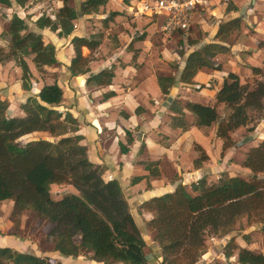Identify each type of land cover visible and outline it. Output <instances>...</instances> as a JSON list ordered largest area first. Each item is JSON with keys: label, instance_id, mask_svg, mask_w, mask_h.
Here are the masks:
<instances>
[{"label": "trees", "instance_id": "16d2710c", "mask_svg": "<svg viewBox=\"0 0 264 264\" xmlns=\"http://www.w3.org/2000/svg\"><path fill=\"white\" fill-rule=\"evenodd\" d=\"M61 1L54 18L43 13L34 21L37 29L48 28L59 37H68L73 33L74 22L79 16L97 13L106 3V0H82L77 10L70 4L72 0ZM122 1L129 4L131 0ZM27 2L0 0V5L23 7ZM241 26L240 16L220 23L215 34L219 43L209 42L190 51L180 82L192 85L199 70L218 69L216 56L228 51L223 43H227L231 33ZM6 36L8 47L6 50L0 47V63L14 61L21 71L22 88L32 90L34 76L27 58L31 57L38 74L46 73L44 67L58 64L55 46L51 42L45 43L41 33L30 30L24 17L15 11L9 17ZM194 40L192 42L197 41ZM70 43L74 49V56L67 66L71 76L86 74L87 87L109 86L114 77L113 69L90 74L91 58L81 53L82 47L94 52L101 44L100 35H74ZM257 46L264 48V40H260ZM251 70L264 76V68L251 67ZM157 81L161 93L167 95L175 78L173 74L161 73ZM63 95L56 81L44 83L37 93L29 95L20 105L21 116L7 115L9 104L0 98V202L10 201L13 214L30 211L46 221L53 253L72 258L91 254L90 259L101 264H196L206 251L207 235H231L242 229L240 226L236 229V224L244 217L248 223L264 224L262 139L245 152L241 161V165L251 172L248 177L222 173L216 181H208L204 175L188 186L180 182L172 191L142 203L141 207L152 213L147 226L154 232L153 240L160 253L158 262L150 263L146 254L147 244L131 213L121 183L117 179H104L106 167L90 161L87 148L81 143L83 136L78 133V119L70 112L57 109ZM111 95L112 92L105 93L103 99ZM263 98L264 82L257 81L250 89L248 83H241L239 76L229 71L218 87L214 104L172 100L169 104L173 113L170 125L186 130L191 124L206 128L217 123L216 135L223 141L225 151L235 144L230 135L232 131L242 126H249L248 131L253 130L255 121L251 113L257 112L259 118L263 115ZM220 103L224 104V117L217 110ZM186 111L194 116L193 123L188 121ZM33 132H46L57 140L20 141L21 137ZM132 142V133L125 131V143H119V152L128 153ZM195 148L198 156L193 160V167L198 169L209 157L200 145L195 144ZM139 164L148 174L134 176L130 183L136 184L146 178L149 187V177L160 174L159 161L146 160ZM52 184H71L77 193L69 192L54 199ZM223 254L228 260L226 264H264V251L239 246L233 235L223 246ZM234 256L235 261H229ZM54 260L0 247V264H64ZM209 264L221 263L214 261Z\"/></svg>", "mask_w": 264, "mask_h": 264}, {"label": "crops", "instance_id": "0c3cea01", "mask_svg": "<svg viewBox=\"0 0 264 264\" xmlns=\"http://www.w3.org/2000/svg\"><path fill=\"white\" fill-rule=\"evenodd\" d=\"M61 5L62 1L56 0V8H59ZM12 7V9L10 7L4 9V17L7 23L11 16L8 12L15 9V6ZM20 10L32 22L43 13L50 15L48 12H45L40 0H28ZM231 11L230 15L223 21L218 20L212 24H203L204 38L187 44L184 41L183 43L187 47L180 56H177L176 49L169 50L165 45L161 46V62H172L176 58L178 63L176 72H172L175 78L174 84L169 89L167 95L161 93L156 82L152 84H148L147 82L148 78L146 76L152 74V68H148L151 73L147 72L146 75V55L148 52L145 43L146 37L142 42L141 40L133 42L134 49L130 50L126 49L130 41L125 44L122 40V34H119L120 43L116 47L110 48L111 54L105 51L106 47L101 42L99 47L94 50L93 58L89 62L90 74L102 69L113 68L114 77L112 83L106 88L87 87L85 75L71 76L67 70V66L74 56V49L70 43L71 36L59 37L48 28L37 29L33 23L35 28L32 30L41 33L45 43L51 42L56 46L58 64L44 67V70L48 73L56 72V77L46 76L42 79L37 76L34 64L29 63L30 70L35 78L32 81L36 83L38 90L44 83H51L53 81H56L62 88L64 93L63 102L58 110L70 112L78 119V133L83 136L81 143L86 146L87 156L90 161L106 167L104 179H117L121 183L137 226L139 229L145 228L146 232L148 231V238H150L148 241H151L150 244H154L153 247H156L157 251L154 249V256L151 257V261L154 260V263L158 262L160 253L157 244L153 242V235L150 229L147 230L145 225V220L150 218L152 213L147 212L149 217H146V211L143 208H139L142 203L151 197L172 191L184 179L196 181L206 175L208 181H216L222 173L229 176L241 175L248 177L251 172L249 170L246 171L248 168L243 167L241 161L244 158L245 152L250 147L264 139V110L263 115L256 120L253 130L248 131L247 127L249 126H242L230 133L235 144L225 151L222 148L223 141L216 135L217 123H213L206 128L191 126L187 130L172 129L170 125V117L173 113L169 110V104L172 100L180 99L183 102L191 101L201 104H214L218 87L229 71L236 73L241 83L264 82V76L261 74L253 75L251 70V67L264 68V48L257 46L260 40H264V20L258 22L255 26V36H244V41L251 42L252 46L236 50L235 47L238 48V46L235 45L233 47V45L230 46L227 43H223L228 47L230 53L228 52V57H226L225 53H218L215 59L216 66L219 65L218 69L199 70L193 78L192 85H184L180 82V74L187 54L192 50L201 48L206 43H219L215 39L219 24L240 16L234 15L235 11ZM20 15L22 16V13ZM81 18L85 20L88 18V15H83L77 19ZM74 24L76 26V22ZM2 25L4 23L0 21V28L3 27ZM81 26H83V29L79 30L78 36L89 37L91 34H95L96 30L94 31L91 26L88 27L85 23H82ZM89 29L92 30L89 31ZM72 35H76V33L73 32ZM136 45L139 46L137 47ZM82 48L87 51V57L90 51L86 47ZM131 52H136V56H129ZM129 67L132 70L129 75L132 74V77L124 75L125 70ZM156 74L161 73L157 72ZM20 77V68L15 65L14 61L8 60L0 63V98L7 100L9 104L7 112L10 116L22 115L20 105L30 95L28 91L22 89L21 82L19 81ZM252 77H257V79L251 81ZM156 79L157 77L154 80ZM255 82L251 85L249 83L250 89L254 88ZM39 83L40 86L38 85ZM108 92H112V95L103 99V95ZM217 110L224 117L226 114L224 104H218ZM186 114L187 119L191 123L194 116L188 111H186ZM169 127L173 135L168 134ZM125 131L132 133L133 142L129 146L128 153L121 154L119 152V143H125ZM188 134H190V137H188ZM236 134H239V139H236ZM192 137L198 139L196 144L200 145L209 157L202 167L198 169L194 168L193 165L190 167L186 166V162L184 164L179 163L181 145L184 149L183 142ZM175 150L178 151V154H176ZM146 160L159 161V176L149 177V188H147L146 178H143L136 184H131L130 180L132 177L146 176L148 174L143 166L139 164L140 161ZM260 226L264 228V224H260ZM238 243L240 244L239 246L249 249H252L250 245L254 244L253 241ZM27 245V241H22L15 236L7 238L0 236V247H10L20 252H27L29 250ZM32 254L36 253L32 252ZM59 257L61 259L71 258L60 255ZM148 261L150 262V259ZM94 264L101 263L94 262Z\"/></svg>", "mask_w": 264, "mask_h": 264}, {"label": "rangeland", "instance_id": "374dc122", "mask_svg": "<svg viewBox=\"0 0 264 264\" xmlns=\"http://www.w3.org/2000/svg\"><path fill=\"white\" fill-rule=\"evenodd\" d=\"M30 1H33V0H30ZM34 1H37V0H34ZM40 1L43 4L45 12H48L50 16L54 18V14L57 11V8L55 6L56 0H40ZM131 1H134V0H131ZM80 2L81 0H72L70 4L74 8L79 10ZM129 4H124L122 0H106L105 5L100 7L97 13L89 14L88 18H86L85 20H83L84 18L77 19V21H75L76 26L74 24V30L76 29V31H73V32L76 33V35H79L78 34L79 30L83 29L82 28L83 26H81L82 23H85L88 27L91 26L94 31L96 30L95 33H98V35H100L102 45L103 46L105 45L106 47L105 51H108L109 54L112 53L110 48L116 47L120 43L119 34H122V40L125 44H127L128 41H130L126 47V49H130V50L134 49L133 42H136L138 40L139 41L141 40L142 42V40H145L144 38L146 37L145 43H146V48L148 50L147 55H146V75H147V72L151 73L152 71V74L147 75L146 78H148L147 79L148 84H152L153 82L154 83L156 82V85H158L156 81L157 79L156 80L154 79L155 77L158 76L156 74L157 72L162 73V74H172V72H176L178 68L177 67L178 63H177L176 58L172 62L171 61L161 62L162 55L160 54V49L162 45H165L166 48L169 50L176 49L177 54H178L177 56H180L187 47L183 43L184 41L187 44V43L192 42L194 39L202 40L204 38V35H203L204 31L202 28L203 24H206V23L212 24L218 20L223 21L230 15V12H232L230 9L237 7V10H233L235 11L234 15H240L242 19V26L240 29L234 30L231 33L230 37L227 40V44H229L230 46L233 45V47H235V45L238 46V48L235 47L236 50L245 49L246 46L248 48L252 45H251V42L244 41V36H251V35L255 36L254 35L256 31L255 26L258 24V22L264 20V0H210L207 7L203 9H197L196 11H194L192 18L190 20L189 29L187 31L183 33L178 31V32H174L168 35V34H164L160 30V25L164 21L163 15H159L157 17L156 16L149 17V18L148 16H145V15L136 17V16L131 15L127 11L126 7ZM13 6H15V9L11 10V12H8V14L11 15L12 12L15 11L19 15L22 13V16H24L25 13L22 12V10H20L21 7L19 8V6H16V5H13ZM5 8L7 7H2L0 5V21L4 23V25H2L3 27L0 28V47L6 50L8 47L9 41H8V37L6 36L7 21L4 17ZM10 8L12 9L13 7H10ZM111 13H117V14L111 15ZM82 16L83 15H81L80 17ZM24 19L30 30L35 28L34 27L35 25L33 26L34 22L30 21L28 16H26V14L24 16ZM92 29H89V31H91ZM70 36L72 38L74 35L71 34ZM137 44L139 43L137 42ZM139 45H136V46L138 47ZM228 52L229 51L225 52L226 57L229 56L230 52L229 53ZM81 53L83 56H86L87 51L81 48ZM88 56L90 58H93V52H90L87 55V57ZM129 56L135 57L136 52L135 53L131 52V55ZM27 63L28 64L31 63V57L27 58ZM148 68H152L151 71ZM131 72L132 70H130V67H129L125 70L124 75H128L127 77H132L131 76L132 74L129 75ZM253 75H256V74L253 73ZM37 76L38 77L39 76L41 77L50 76L54 78L56 77V72L55 73L43 72L41 74L37 73ZM85 76L87 77L86 74ZM254 79H257V77L256 78L252 77L251 81H253ZM19 81L21 82V87H22L21 77ZM253 82H248V84L250 83L251 85L253 84ZM31 85H33L34 87L32 88V90L30 89L28 91L30 95L38 92V89L36 88V83L32 81ZM38 85L40 86V83ZM106 87L107 86H105V88ZM263 101H264V98H263ZM60 106H62V103L60 104ZM60 106H58L57 109ZM59 111L65 112L64 110H59ZM6 114L9 115L7 111H6ZM251 114L254 117L253 122L255 121L256 123V120L259 118L257 112L253 111ZM193 121H194V118H193ZM193 121L191 123H193ZM191 126L196 127L195 125L191 124L189 128ZM172 129H176V128H172ZM168 134L173 135V133L170 132V127H169ZM242 134H243V131H242ZM238 135L239 134L235 135L236 139H239L240 136ZM188 137H190V134H188ZM40 138L47 139V140H57V138L51 136L50 134L46 132H33V133H29L21 137L20 141L22 143H25L29 140H35V139H40ZM196 141H198V139L192 137V138H189V140L187 139L186 141L183 142L185 147L183 149L181 145V149L179 151V155H180L179 163L184 164L186 162L187 163L186 166H189V167L193 165V160L195 159L194 156L197 157L198 155V152L196 151V148H195ZM175 152L176 154H178V151L175 150ZM166 162L170 163L169 161H166ZM163 166H165V164H163ZM247 170L249 169H246V171ZM192 182L194 181L184 179L181 184L183 185L186 184L188 186ZM149 187L147 186V188ZM69 192L77 193L76 189L71 184H65V185L54 184L51 187V194L54 199H57ZM139 208H143V207H139ZM147 212L148 211H146V217H149L147 215ZM147 220H145L146 221L145 225H146V229L149 230L150 228L147 226ZM239 226L242 227V229H239ZM48 229H49V225L46 223V221H44L41 218L35 217L30 211H25L20 215H16V214H13L12 212V205L10 201L0 202V236L7 238V237H14L15 235H17L15 237L19 238L22 241L28 242L27 246L29 247V250H27V253L35 252L37 255H40L42 257L44 256L52 257L55 259L54 262L58 261L59 263L63 262L66 264H94V261L90 259L91 254L85 253L80 258L71 257L70 259H61L59 257V254L53 253L51 251L52 240L51 238L47 237ZM236 229H239V230L234 231L231 235L234 236L235 242L238 245H240L238 242L248 243L250 241H253L254 244L250 246L252 247L254 251H264V228L260 226V223H253V222L248 223L246 221V218L244 217L242 218L239 224H236ZM140 232L146 244L148 243L147 248H146L147 257L148 259H150L151 263H154L153 262L154 260L151 261L152 260L151 257L154 256V249L155 251H157L156 247H153L154 244H150L151 241H148L150 238H148V234H147L148 231L146 232L145 228L143 229L141 228ZM150 232L154 236V232L152 230H150ZM231 235L224 236V237L207 235L206 236V251L200 257V260L196 264H209V263H213L214 261H218L221 264H226L228 260H226L224 257L223 246L226 244V242L229 241V238L231 237ZM149 237H150V233H149ZM153 242L156 243L154 240ZM234 254H236V250L234 251ZM235 258H236L235 256L231 257L229 261L233 262L235 261Z\"/></svg>", "mask_w": 264, "mask_h": 264}, {"label": "built area", "instance_id": "2783aa9c", "mask_svg": "<svg viewBox=\"0 0 264 264\" xmlns=\"http://www.w3.org/2000/svg\"><path fill=\"white\" fill-rule=\"evenodd\" d=\"M210 0H134L126 7L133 16L163 15L160 30L164 34L187 31L194 11L208 6ZM34 86L32 85V88Z\"/></svg>", "mask_w": 264, "mask_h": 264}]
</instances>
